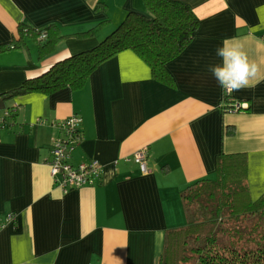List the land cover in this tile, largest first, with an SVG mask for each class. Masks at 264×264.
Wrapping results in <instances>:
<instances>
[{"label":"crops","instance_id":"1","mask_svg":"<svg viewBox=\"0 0 264 264\" xmlns=\"http://www.w3.org/2000/svg\"><path fill=\"white\" fill-rule=\"evenodd\" d=\"M179 1L201 23L168 63L174 85L127 49L81 89L8 95L107 32L61 38L41 56L47 40L19 41L20 24L72 35L105 21L109 31L129 12L147 11L143 0H0V45L19 43L0 53V264H161L168 232L187 223L182 191L214 177L222 153H246L251 198L264 194V79L234 91L245 109L230 112L208 71L220 63L216 48L235 38L264 72V0ZM73 115L82 118V137L70 161L99 160L103 176L65 193L48 160L58 124ZM145 148L146 172L133 159Z\"/></svg>","mask_w":264,"mask_h":264},{"label":"trees","instance_id":"2","mask_svg":"<svg viewBox=\"0 0 264 264\" xmlns=\"http://www.w3.org/2000/svg\"><path fill=\"white\" fill-rule=\"evenodd\" d=\"M145 12H129L125 20L96 47L56 63L43 75L27 80L8 95L49 94L63 87L83 88L90 75L123 50H133L150 67L155 79L174 85L168 63L193 41L201 18L179 0H143ZM107 21L72 35L57 27L37 30L20 24V40L26 35L47 42L40 54H51L61 38L95 37ZM45 39H41L43 41ZM0 45V53L19 43ZM187 223L166 236L161 264H264V194L251 198L246 153H222L214 177L199 180L182 191Z\"/></svg>","mask_w":264,"mask_h":264},{"label":"built area","instance_id":"3","mask_svg":"<svg viewBox=\"0 0 264 264\" xmlns=\"http://www.w3.org/2000/svg\"><path fill=\"white\" fill-rule=\"evenodd\" d=\"M41 39L47 38L46 31H42ZM222 107L225 111H242L245 109L244 102L238 100L234 92L228 94L223 90ZM13 111H6L5 115ZM82 118L73 115L64 122L59 123L62 133L57 137L52 150V156L48 160L53 180L63 192L77 190L84 186H94L99 183L103 176V165L99 160L92 159L89 162L74 165L70 159L73 152L81 142ZM147 149L136 152L133 159L140 163L142 170L147 171ZM131 158H129L130 160Z\"/></svg>","mask_w":264,"mask_h":264},{"label":"clouds","instance_id":"4","mask_svg":"<svg viewBox=\"0 0 264 264\" xmlns=\"http://www.w3.org/2000/svg\"><path fill=\"white\" fill-rule=\"evenodd\" d=\"M220 63L210 65L208 71L225 93H232L254 85L264 79L261 67L249 59L242 41L224 39L216 48Z\"/></svg>","mask_w":264,"mask_h":264},{"label":"rangeland","instance_id":"5","mask_svg":"<svg viewBox=\"0 0 264 264\" xmlns=\"http://www.w3.org/2000/svg\"><path fill=\"white\" fill-rule=\"evenodd\" d=\"M145 10H146V9H145ZM125 18H126V17H124L122 21H119L118 24H117V26L120 25V24L125 20ZM108 26H109V24H105V25H103V26L98 30V32H97V34L99 35V34H102L103 32H106V31H107L106 33H104L103 39H104L109 33H111V32L115 29V28L112 29V30L110 29V30L108 31V30H107V27H108ZM102 35H103V34H102ZM186 222H187V221H186Z\"/></svg>","mask_w":264,"mask_h":264}]
</instances>
